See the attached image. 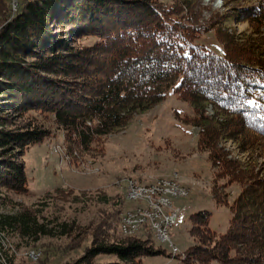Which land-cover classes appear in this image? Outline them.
Masks as SVG:
<instances>
[{
    "label": "trees",
    "instance_id": "1",
    "mask_svg": "<svg viewBox=\"0 0 264 264\" xmlns=\"http://www.w3.org/2000/svg\"><path fill=\"white\" fill-rule=\"evenodd\" d=\"M0 2L2 125L8 108H39L54 114L57 124L75 132L88 148L97 136L126 125L133 113L163 102L173 89L193 106L197 116L189 122L200 127L199 142L213 147L219 175H230V184L243 186L225 234L210 227L209 211L193 214L191 233L199 241L181 259L187 264L193 259L200 264H264V180L244 184L248 176L213 145L222 130L210 126L213 120L201 107L208 101L231 115L229 128L241 126L244 151L259 152V142L264 150V0L239 8L237 16L248 19L260 37L249 38L244 51L216 17L200 23L196 13L176 2L20 0L12 18L8 4ZM212 31L223 55L198 41ZM77 35L97 41L75 51L70 41ZM46 135V130H0V183L29 190L24 167L11 158L9 148L27 149ZM34 222L29 212L0 218V226L8 223L23 234L33 230ZM102 253L121 259L106 264H141L143 257L163 252L148 238L103 240L73 264H96L94 257Z\"/></svg>",
    "mask_w": 264,
    "mask_h": 264
},
{
    "label": "rangeland",
    "instance_id": "2",
    "mask_svg": "<svg viewBox=\"0 0 264 264\" xmlns=\"http://www.w3.org/2000/svg\"><path fill=\"white\" fill-rule=\"evenodd\" d=\"M1 1L8 4L12 18L20 7V0ZM158 1L189 7L200 23L211 22L216 17L223 31L232 36L243 51L249 38H260L254 34L248 19L237 16L239 8L257 6L259 0ZM96 41L91 35H77L70 45L78 51ZM198 41L223 55L215 31L204 34ZM201 107L207 119L213 120L210 126L222 130L213 145L221 150L224 158L238 166L243 176H248L244 184L264 180L262 144L256 143L259 152L244 151L241 126L234 124L229 128L231 115L208 101ZM2 114L5 118L0 130H46L47 135L27 149L14 145L9 148L11 158L24 167L29 190L0 183V218L29 212L35 222L33 230L27 234L8 223L0 226V264H73L94 247L96 241L120 243L141 237L151 239L163 252L143 257L141 264H187L181 259L182 255L171 254L169 244L156 239L149 225L133 235L124 234L121 214L145 204L142 200L126 198L127 185L134 179L143 184L171 179L188 188V194L173 203L175 210L180 208L181 211L171 236L181 252L199 241V237L191 233L192 216L199 211L211 213L210 227L218 234L228 231L232 208L243 186L237 182L230 184V175H219L221 169L213 166V147L199 142L200 134L194 129L198 126L189 122L197 116L193 106L173 89L163 102L133 113L126 125L97 136L88 148L81 144L75 132L57 124L52 113L39 108L25 109V112L8 108ZM98 121L95 119L93 126ZM243 133L248 134L246 130ZM210 244L213 246L212 242ZM93 262L106 264L121 262V259L102 253L95 256ZM192 264L200 263L193 259Z\"/></svg>",
    "mask_w": 264,
    "mask_h": 264
},
{
    "label": "bare ground",
    "instance_id": "3",
    "mask_svg": "<svg viewBox=\"0 0 264 264\" xmlns=\"http://www.w3.org/2000/svg\"><path fill=\"white\" fill-rule=\"evenodd\" d=\"M133 182L141 183L135 179L131 180L129 183H133ZM146 185H149V186H142V191H135V193L126 195L127 196L126 198H128L130 200H136L137 199V200L144 201L145 204L143 203L144 205L139 206L138 209L144 210L145 212H136L137 209H134V210H129L126 213L136 212V220L143 221L142 227L145 225H149V228L151 229V231L155 235L156 239L163 244H169V247L171 248L172 253H174L173 243H169V242H165L164 240H160L159 235H158L157 223L152 218H148V214H158V204L148 200L147 198L154 199L157 202H165L166 198H170V191H159L155 187L165 188V187L172 186L173 190H183V188H186V190H184V192H183V195H175V199L186 196L188 194L189 190L187 187H185V186L179 184L177 181L171 180V179L170 180H166V179L164 180L163 179V180L159 181L157 184L151 183V184H146ZM120 219H121V224H122V229H123L124 234L133 235L139 231V229H130L129 227L124 225L123 214H121ZM145 228H146V226H145ZM185 254L186 253L181 252V255L183 258L185 257Z\"/></svg>",
    "mask_w": 264,
    "mask_h": 264
},
{
    "label": "built area",
    "instance_id": "4",
    "mask_svg": "<svg viewBox=\"0 0 264 264\" xmlns=\"http://www.w3.org/2000/svg\"><path fill=\"white\" fill-rule=\"evenodd\" d=\"M142 186H149L143 183H129L127 185V194L135 193V191H142ZM157 188L159 191H170V198H166L165 202H157L154 199L148 200L158 204V214H148V218H152L158 225V235L160 240L165 242L173 243L174 253H171L174 257H181V250L176 242H174L171 236V229L175 227L179 213L181 209L175 210L173 203L175 195H183L184 190H173L172 186L165 188ZM136 212H145L144 210L137 209ZM136 212L123 213V223L130 229H141L143 221L136 220Z\"/></svg>",
    "mask_w": 264,
    "mask_h": 264
},
{
    "label": "water",
    "instance_id": "5",
    "mask_svg": "<svg viewBox=\"0 0 264 264\" xmlns=\"http://www.w3.org/2000/svg\"><path fill=\"white\" fill-rule=\"evenodd\" d=\"M194 129H195L196 134L200 132V128L199 127H194Z\"/></svg>",
    "mask_w": 264,
    "mask_h": 264
}]
</instances>
